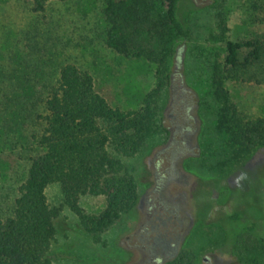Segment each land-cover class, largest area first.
<instances>
[{
    "label": "rangeland",
    "instance_id": "1",
    "mask_svg": "<svg viewBox=\"0 0 264 264\" xmlns=\"http://www.w3.org/2000/svg\"><path fill=\"white\" fill-rule=\"evenodd\" d=\"M102 1L67 0L35 15L25 0H0V44L9 40L12 48L23 49L24 32L36 24L43 30L40 35L48 37L47 46L55 41L69 62L92 75L111 106L138 110L143 95L153 87V69L145 61L123 59L105 48ZM182 8L192 34L174 46L170 85L159 100V116L168 134L151 136L141 153L122 159L136 180L137 204L95 242L61 207L60 187L48 186L49 206L60 209L50 252L54 264H166L185 252L192 256V264H263L264 243L250 232L229 238L224 221L233 210L254 221L258 216L256 207L236 206L235 200L263 197L257 187H264V150L241 164L220 165L225 156L214 130L208 90L211 65L224 55L221 37L237 41L264 33V0H184ZM126 34L132 45L157 48L147 26H130ZM256 71L255 78L227 80L224 87L239 111L264 120V63ZM25 166L17 155L0 156L4 210L14 199ZM104 206L103 196L79 199L88 215ZM248 224L242 218L240 226ZM254 228L263 233L264 219Z\"/></svg>",
    "mask_w": 264,
    "mask_h": 264
},
{
    "label": "trees",
    "instance_id": "2",
    "mask_svg": "<svg viewBox=\"0 0 264 264\" xmlns=\"http://www.w3.org/2000/svg\"><path fill=\"white\" fill-rule=\"evenodd\" d=\"M25 1L31 13L39 15L49 5L67 0ZM183 1H102L105 48L123 59L145 61L153 69V87L143 95L138 110L111 106L92 75L69 62L55 41L47 46L48 37L40 35L43 30L36 24L24 32L23 49L12 48L9 40L0 44V156L17 155L27 167L12 203L6 211L0 205V264H54L50 252L60 209L47 202L45 191L50 185L60 187L61 207L77 218L95 242L134 209L137 183L122 159L141 153L151 136L168 134L159 116V100L170 85L174 46L192 34L182 15ZM142 25L157 48L132 45L126 30ZM221 41L224 55L211 65L208 93L214 105V130L225 156L220 165L227 167L264 150V120L239 111L224 87L227 80L255 78L264 63V33L237 41L223 35ZM261 180L264 185V174ZM257 190L263 191L258 200L256 194L253 199L235 200L236 206L256 207L258 216L254 221L236 210L228 213L224 224L229 238L250 232L264 243V232L254 228L264 219V187L259 185ZM85 195L103 196L104 208L85 214L79 207ZM242 218L249 221L246 227L240 226ZM166 264H192V256L185 252Z\"/></svg>",
    "mask_w": 264,
    "mask_h": 264
}]
</instances>
